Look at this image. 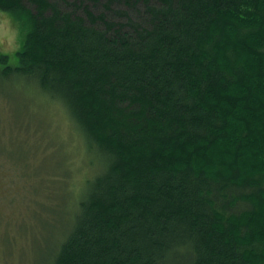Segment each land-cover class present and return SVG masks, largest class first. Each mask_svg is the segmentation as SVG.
<instances>
[{"label":"trees","instance_id":"1","mask_svg":"<svg viewBox=\"0 0 264 264\" xmlns=\"http://www.w3.org/2000/svg\"><path fill=\"white\" fill-rule=\"evenodd\" d=\"M0 12L24 32L0 55V91L16 90L0 98L22 104L20 128L32 104H55L84 162L78 199L34 176L49 185L30 234L54 240L40 261L264 264V0H0Z\"/></svg>","mask_w":264,"mask_h":264},{"label":"rangeland","instance_id":"2","mask_svg":"<svg viewBox=\"0 0 264 264\" xmlns=\"http://www.w3.org/2000/svg\"><path fill=\"white\" fill-rule=\"evenodd\" d=\"M23 37L22 28L9 15L0 12V55L13 58L21 48ZM5 90L11 95L16 91L5 86L0 95L6 98ZM36 106L32 104L30 107L36 120L31 116L22 121L23 128H20L21 125L16 123L24 117L19 116L22 104L0 98V264H44L46 261V256L41 261L40 258L45 248L48 252L52 247V244L47 245L49 240L50 243L54 241L49 239L52 230H49L47 240L40 237L45 232L33 238L30 234L31 228H39L34 221L38 218L33 219L32 215L35 209L40 210L41 205L34 201V197L47 201L45 195L49 184L38 181L39 178H61L55 184L67 188L77 199L84 185L85 175L81 170L84 162L78 143L70 134L68 119L55 104L49 106L51 112L44 109L43 106L48 107L44 103ZM43 131L45 135L38 140L40 144L25 140L26 134L32 135L34 141L33 133L42 135ZM62 157L64 161L57 163ZM25 162L30 163L28 168L23 166ZM34 176L38 179L35 180ZM33 186H41L45 191L38 187L33 193Z\"/></svg>","mask_w":264,"mask_h":264}]
</instances>
